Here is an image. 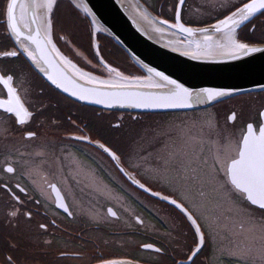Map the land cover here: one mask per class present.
I'll return each mask as SVG.
<instances>
[{"label":"flooded vegetation","instance_id":"af4514ba","mask_svg":"<svg viewBox=\"0 0 264 264\" xmlns=\"http://www.w3.org/2000/svg\"><path fill=\"white\" fill-rule=\"evenodd\" d=\"M142 1L156 15L165 18L170 24L175 23V6L178 0H168L165 3L159 0ZM6 2L7 0H0V10L6 6ZM241 3L242 0H235L227 7L222 3H218L221 6L215 4V10L210 13L213 14L212 19L207 20V23H198V20H194L196 18L187 20L184 16L200 18L201 7L209 5L199 0H185L182 6V23L186 26L213 23L230 11H235V7ZM55 8L53 22L56 21L57 12L66 11L72 16V11L77 15L73 14L75 18L72 17L81 26L84 36L88 39L92 37L91 49L90 45L84 46V40H76L75 46H72L60 39L56 30L53 33L54 41L64 53L76 57L77 48L94 62L97 56L93 43H96L101 46V55L105 49L108 52H104L110 58L113 45L109 38L100 35L94 41L88 23H84L82 15L64 0L59 1ZM204 16L206 15L201 18ZM249 23L252 24L249 30L251 33L261 31L264 34V15L257 14ZM249 23L240 27L239 35H247ZM12 47L13 41L0 26V50ZM118 64L125 70L136 72L137 68L128 61L124 63L119 60ZM0 70L15 74L14 86L24 98L26 106L34 113L33 119L23 128L15 123V117L0 114V161L10 158L17 162L16 173L3 174L2 179L13 191L18 192L16 185L25 188L27 195L18 193L24 200L18 207L21 213L26 210L33 213L30 221L21 214L14 221L16 227H12L6 210L9 202H15L10 201L8 193L0 189V257L11 253L18 264H98L103 260L120 258L144 264H176L178 254L187 253L190 247H194V230L190 222L174 205L133 184L115 162L95 146V142L111 147L121 156L120 167L135 175L151 191L178 198L179 192L173 193L170 186L163 184L159 178H153L159 158L165 152V143H171L166 134L175 135L176 126L187 131L194 125L200 128L203 125L205 130L209 120L219 128L213 119H226L225 127L231 133L227 137L232 142L227 150L231 153L240 139L241 131L246 129L248 123L258 125L259 112L264 110V92H260L237 96L193 111L154 114L104 111L76 103L50 87L33 70L22 53L12 60H0ZM6 98L7 90L0 85V99ZM233 113L237 118L229 121L228 117ZM25 128L35 131L37 138L25 140ZM80 134L87 135L93 143L66 138ZM215 136L203 138L204 142L186 137L187 143L183 144L171 163L167 175L177 178L180 185L187 184L191 199L196 202L204 200L209 209V219L203 222L205 231L209 234L208 239L195 257V264H250L249 255L236 258L231 256L230 249L225 250L224 247L240 240L239 224L235 227L238 232L213 226L215 221L212 217L219 209H216V196L212 187L207 184L202 187L199 183L179 179L184 174L183 165L187 160L198 157L197 163L192 166L206 170L207 166L200 162L207 160L210 166L218 147L223 153L222 146L228 145V140L222 135ZM216 138L217 141L214 140ZM38 152L42 154L37 155ZM73 161L78 162L79 168ZM130 164H138L140 167H130ZM45 180L56 185L62 202L67 205L71 215L56 206V194ZM98 186L102 191L98 190ZM200 191L205 192L206 196L202 198ZM113 194L120 203L114 202L120 205L118 208L122 204L133 211L126 220L120 218L117 207L113 206ZM235 199L238 203L241 202L239 197ZM110 208L116 213L115 216L108 215ZM252 215L259 223L264 213L254 208ZM113 220L117 222L114 223ZM41 223L49 225L47 233L39 229L38 225ZM129 238L139 242L134 253H129L126 249ZM45 239L50 240L51 244L44 245ZM12 241L17 243L16 249L9 248ZM146 244L163 251L157 253L152 248H145Z\"/></svg>","mask_w":264,"mask_h":264},{"label":"snow or ice","instance_id":"6c2138e0","mask_svg":"<svg viewBox=\"0 0 264 264\" xmlns=\"http://www.w3.org/2000/svg\"><path fill=\"white\" fill-rule=\"evenodd\" d=\"M184 3L185 0H178L175 6L174 24H170L164 19L160 20V23L192 36L194 35L193 29L185 27L182 23V6ZM56 5L57 0H7L6 6L0 10V26L5 29L8 38L13 41V47L0 50V60H12L18 58L22 53L55 89L67 93L75 100L103 105L105 108L116 106L121 108H192L194 105L211 103L217 98L232 94L225 90L211 88L200 89L193 93L192 90L184 88L175 80H171L159 72H155L154 75L159 77L163 83L143 84L138 77L124 76L116 68L105 63L103 59L100 60V64L104 70H107L109 79H101L91 72L82 70L71 59L62 55L52 41V14ZM76 7L82 8L87 15H91L86 5L77 4ZM257 14L264 15V0H247V2L242 0L241 5L235 7V11H230V14L225 15L223 19L210 25L213 32L221 34L222 41L217 44V47L223 49L224 55L239 58L242 55L248 56L255 52H264V48L249 46L248 43L240 42L236 38L237 29L245 22H250ZM200 32L204 41L212 40V35L209 34L208 29H200ZM60 39L63 40L64 37L61 36ZM197 47H200V45L198 44ZM76 55L81 56L82 54L77 51ZM97 56H99V52H97ZM193 58L196 57L193 56ZM84 59L87 60L86 57ZM148 71L152 72L153 70L149 69ZM15 79L14 73L0 70V85L7 90V98L0 99V114H8L9 118L15 117V123L23 128L33 119L34 113L26 106L24 98L14 86ZM141 87L167 88L168 90L159 95H146L138 91H132V89ZM236 118V114L233 113L228 117V120L235 121ZM259 118L260 123L258 125L254 126L253 123H248L246 129L241 131L240 139L231 153L227 149L232 142L225 136L228 145L222 146L223 153L222 149L218 147L210 166H208L207 160L200 162L202 165L207 166L206 170L199 166L193 167L192 165L197 163L198 157L192 158L184 163L185 171L179 179L199 183L202 187L205 184L212 187V191L216 196V209H219L218 213L212 217L215 221L214 227L234 231L236 225L239 224L240 229L249 234L259 231L260 239L264 241V216H261L258 223L257 218L252 215V209L254 208L264 213V111L259 112ZM114 127H119V125H114ZM208 127L217 137L221 135L218 129L211 126L210 122ZM203 129L204 126L202 125L199 137L201 141L203 140ZM166 135L171 143H165V152L159 158L158 165L154 169L153 178H159L163 184L170 186L173 193L179 192L178 198H171L169 195L151 191L150 188L137 180L135 175L127 172L125 168L120 167V171L125 173L137 187L145 192H150L152 196L166 200L186 217L194 230V247H190L187 253L178 254L176 264H195V257L205 246L208 239L209 234L206 233L203 222L209 219L207 215L209 209L204 200L196 202L191 199L190 187L187 184L180 185L177 178H170L167 175L171 163L176 159L183 144L187 143L185 138L193 137H191V129L186 131L180 126H176L175 135L172 133ZM35 138H37L35 131L24 129L25 140ZM66 138L88 144L93 143L84 134L69 135ZM95 146L106 153L117 167L121 165V156L111 147L99 141L95 142ZM41 154L37 153V155ZM16 163L10 158L0 161V189L5 190L10 197V201L15 202L14 204L9 202L6 210V215L12 227H16L14 221L21 214L29 221L33 216V213L28 210L21 213L18 207V205L24 203L23 198L18 193L27 195L25 188L16 185L18 192L13 191L12 187L2 179L3 174L14 175L16 173ZM73 163L79 168L78 162L73 161ZM129 166L140 167L138 164H130ZM45 183L56 194L58 201L56 206L71 215L67 205L62 202V197H60L56 185L47 180H45ZM98 190L102 191L99 186ZM199 195L202 198L206 196L203 191H200ZM236 197H239L241 202L238 203ZM36 203L38 204L39 200ZM248 205L252 207L249 208ZM108 215L115 216L116 213L110 208ZM38 227L44 233L49 230V225L45 223L39 224ZM43 244L50 245L51 241L45 239ZM17 247L15 241L9 243L10 249H16ZM144 247L152 248L157 253L163 251L158 247L153 248L151 244H146ZM261 255L264 256V245L261 247ZM0 264H18V262L16 257L9 253L7 256L0 257ZM101 264H121V262L103 260Z\"/></svg>","mask_w":264,"mask_h":264},{"label":"water","instance_id":"95a60500","mask_svg":"<svg viewBox=\"0 0 264 264\" xmlns=\"http://www.w3.org/2000/svg\"><path fill=\"white\" fill-rule=\"evenodd\" d=\"M136 1L145 11L155 18L139 0ZM78 2L79 4L86 5L91 12L90 16L87 15L82 8L76 7L73 2L74 6L83 12L91 24L95 26V30L101 31L110 37L127 53L132 62L139 68L143 74V76L138 77L141 83H163L159 77L154 75L155 72H159L169 79L175 80L184 88L192 90L193 93L200 89L211 88L225 90L232 94L217 98L211 103L194 105L192 108H121L118 106L105 108L103 105L89 104L75 100V98L69 96L67 93L55 89L25 56L33 70L50 87L76 103L111 112L135 114L182 112L207 108L234 96L264 91V52H255L248 56L242 55L239 58H232L224 55L223 51L218 50L217 52L206 50L204 52L196 50L191 52L175 50L154 39L148 32V28L138 19V16H135V13H132L130 7L124 0H78ZM155 19L159 23L162 20L159 18ZM163 25L168 27L166 24ZM210 25L197 28L185 25V27L193 29L194 35L192 36H195L201 34L200 29L212 31ZM172 29L183 37H192L178 32L175 28ZM249 46L264 48V44H249ZM193 56L196 58H193ZM149 69L153 71L149 72ZM167 90V88L154 87L132 89V91H138L146 95H159L167 92ZM118 168L120 169V166ZM113 260L121 262V264H144L127 258ZM98 264H101V262Z\"/></svg>","mask_w":264,"mask_h":264},{"label":"rangeland","instance_id":"374dc122","mask_svg":"<svg viewBox=\"0 0 264 264\" xmlns=\"http://www.w3.org/2000/svg\"><path fill=\"white\" fill-rule=\"evenodd\" d=\"M61 1V0H57V3ZM65 2H67L69 5H73V2L71 0H64ZM149 11L151 10L150 8H148L142 0H139ZM166 1L168 0H159V2L161 3H165ZM200 2H205L207 3V5H209V7H201V10H200V13L203 15H206L204 16V18H199V17H196V16H192L191 18H188V15L184 16V18H186L187 20H191V19H194V20H198V23L199 22H206L207 23V20L209 19H212L213 17V14L211 15L210 13H212L214 10H215V4L216 5H219L218 3H222L223 6L227 7L229 6L230 4L234 3L235 0H199ZM193 2H195V0H193ZM196 5V4H195ZM201 5V4H200ZM221 6V5H219ZM75 7V6H74ZM76 8V7H75ZM74 8V9H75ZM56 8H54V11H55ZM77 9V8H76ZM54 11H53V14H54ZM79 15L81 14L82 17V21L84 23H88V26H89V29L91 31V33L93 34V40L95 41L96 39H99L100 38V35L101 36H105V34H103L101 31H96L95 30V26L91 24L90 20L86 17V15L81 12L79 9L78 10H75ZM150 12H153L152 10ZM154 13V12H153ZM52 14V16H53ZM73 14L75 16H77L74 12L71 11V15L73 16ZM230 14V13H229ZM155 16V18H159V19H165L161 16H158L156 15L155 13L153 14ZM72 16H69V14L66 12V11H60L59 13L57 12V16H56V21L53 22V32H52V41L53 43L56 45V42L54 41V38H53V33L57 32L59 33L58 35L60 36H63L64 37V41H67L69 42L70 45H74L75 46V42L74 41H82L84 40V46L85 47H89L90 45V49H91V41H92V37L90 36V40L84 36V32L81 30V26L75 22L74 18ZM215 17V16H214ZM224 18V17H223ZM222 18V19H223ZM253 19V18H252ZM168 21V20H167ZM197 24L198 26L200 27H203V26H206L208 24ZM247 22H245L246 24ZM249 23V22H248ZM247 23V24H248ZM242 25L243 27L246 26V25ZM250 24V23H249ZM190 26V25H188ZM190 27H195V26H190ZM252 27V24L248 25L247 26V35L245 36H241L239 35V30H237L236 32V38L240 41V42H243V43H252V44H264V34L261 32V31H255L253 33H251L249 30L250 28ZM197 28V27H196ZM82 31V32H81ZM178 34V33H177ZM179 35V34H178ZM186 38V37H184ZM180 40H182V38H180ZM94 45V49H95V52H96V56H97V52H99V56H97V59L96 61H90L86 55L83 53V51L81 50H78L76 48V51H75V54L76 52H80L82 55L81 56H70L68 55L67 53H64L57 45V49L60 51V53L64 56H66L67 58L71 59L73 63H75L77 65V67L81 68L82 70L86 71V72H91L94 76H97L101 79H109V75L107 73V70H104L102 68V66L100 65V60L103 59L105 63H107L110 67H114L116 68L119 72H121L124 76H127V77H139V76H143V74H140V71L138 69V67L128 58H124L123 55L122 57L123 58H120V55L117 54L114 49L112 50L111 53H109V56L110 58L108 57V55L105 53V52H108L107 50L103 49V55H101L100 53V49H101V46H99L98 44L96 43H93ZM105 51V52H104ZM119 52V51H118ZM87 58V60H85L84 58ZM106 57V58H104ZM123 61L125 63V61H128V63H132V65H134L137 69H136V72H131L129 70H125L123 68H121V66L118 64V61ZM125 60V61H124ZM90 61V63H89ZM250 118V117H249ZM209 120V119H208ZM218 120L220 122H218ZM211 126L213 128H216L218 129V131L221 133V137H225V136H228L229 134L231 133H228L227 129L225 126L227 125V120L224 119V120H221V119H216L214 118L213 119V122L214 123H217V125L219 126L216 127L211 120H209ZM194 124V123H193ZM191 129V137H193L192 139L197 141V142H204L205 139H203L202 141L199 139L200 135H201V131H200V127H197V126H193L192 128H189ZM204 130V129H203ZM224 134V135H223ZM211 135H215L214 132H212L210 130V128L208 127H205V130L203 131V138H208V137H211ZM216 137V136H215ZM215 141H217L218 139H214ZM116 195L113 194V206L117 207V211L119 212V216L120 218L126 220L127 217H130V214L133 213V211L129 208H127L126 206H123L121 204V207L118 208V206H120L119 204V201L116 200ZM114 202H118V203H114ZM113 222H117V221H114ZM130 226V224H129ZM128 226V227H129ZM236 230H234L235 232ZM238 232V231H236ZM127 243V248L129 253H132L134 250L136 251V246L139 244L138 240L136 239H127L126 241ZM262 245H264V241H262L260 239V233L259 231H257L256 233L254 234H249L247 232H244L240 229V240L238 242H236V244H228V245H225L224 247L226 248L225 250L227 249H230V253H231V256L233 257H236V258H240L239 256H245V255H249L250 257V264H264V256L261 255V247ZM134 253V252H133ZM241 253H244L243 255ZM246 261L248 262V259H246Z\"/></svg>","mask_w":264,"mask_h":264},{"label":"bare ground","instance_id":"6f19581e","mask_svg":"<svg viewBox=\"0 0 264 264\" xmlns=\"http://www.w3.org/2000/svg\"><path fill=\"white\" fill-rule=\"evenodd\" d=\"M75 5L79 4L78 0H72ZM130 7L132 13L138 16V19L148 28V32L153 36L154 39L160 41L162 44L179 51L191 52L196 51H223L222 48H218L217 44L221 43V34L209 31L212 35L211 41H204L202 34H197L191 38H184L178 35L172 28L166 27L159 23L152 15L145 11L142 6L136 0H124ZM99 29V28H96ZM238 30V29H237ZM237 36V35H236ZM182 38V40H180ZM200 47H197V45Z\"/></svg>","mask_w":264,"mask_h":264},{"label":"trees","instance_id":"16d2710c","mask_svg":"<svg viewBox=\"0 0 264 264\" xmlns=\"http://www.w3.org/2000/svg\"><path fill=\"white\" fill-rule=\"evenodd\" d=\"M113 46V49L114 51L117 53V54H122L123 57L126 59V55L123 53V51L121 49H119L116 45L112 44ZM119 51V52H118ZM122 55H120V58H123ZM122 61V60H121Z\"/></svg>","mask_w":264,"mask_h":264}]
</instances>
